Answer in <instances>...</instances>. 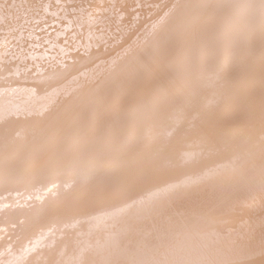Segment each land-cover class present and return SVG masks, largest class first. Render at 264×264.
<instances>
[{"label": "bare ground", "instance_id": "obj_1", "mask_svg": "<svg viewBox=\"0 0 264 264\" xmlns=\"http://www.w3.org/2000/svg\"><path fill=\"white\" fill-rule=\"evenodd\" d=\"M0 264H264V0H0Z\"/></svg>", "mask_w": 264, "mask_h": 264}]
</instances>
